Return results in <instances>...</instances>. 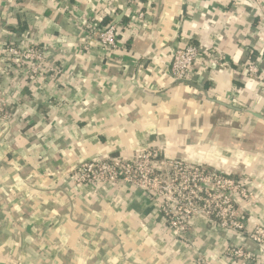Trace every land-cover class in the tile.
Segmentation results:
<instances>
[{
	"label": "crops",
	"instance_id": "crops-1",
	"mask_svg": "<svg viewBox=\"0 0 264 264\" xmlns=\"http://www.w3.org/2000/svg\"><path fill=\"white\" fill-rule=\"evenodd\" d=\"M141 3L144 19L127 30V0H0V45L35 47L46 64L33 77L0 57L12 114L0 124V264H264V246L203 217L174 237L140 189L66 180L96 157L159 148L244 182L254 200L239 213L264 228V121L248 113L264 116V0ZM121 13L110 51L95 32ZM188 44L212 60L195 68L198 88L169 75L171 52ZM231 244L252 260L225 256Z\"/></svg>",
	"mask_w": 264,
	"mask_h": 264
},
{
	"label": "built area",
	"instance_id": "built-area-1",
	"mask_svg": "<svg viewBox=\"0 0 264 264\" xmlns=\"http://www.w3.org/2000/svg\"><path fill=\"white\" fill-rule=\"evenodd\" d=\"M132 16L123 29L132 30L135 23L144 19L141 0H127ZM104 48L114 51L119 48L118 26L109 24L95 32ZM0 57L13 65H26L27 72L36 77L45 67L44 55L35 47L0 45ZM207 51L192 44L171 52L169 75L173 81L190 80L197 65L205 70L210 65ZM249 79H256L260 69L257 60L248 55L243 66ZM9 69L1 70V73ZM50 72H54L49 68ZM59 71V70H56ZM12 114L0 96V124H7ZM66 180L75 186L120 187L140 189L156 202L162 221L174 237L185 238L188 226L194 217L225 231L245 236L252 244L264 246V228L256 225L247 228L249 218L239 213L243 203L250 206L253 194L245 183L222 171H217L182 159L171 158L159 148L136 151L131 157L102 155L81 163ZM225 256L232 261L252 260L246 248L231 244ZM192 264H211L210 260L197 255Z\"/></svg>",
	"mask_w": 264,
	"mask_h": 264
},
{
	"label": "water",
	"instance_id": "water-1",
	"mask_svg": "<svg viewBox=\"0 0 264 264\" xmlns=\"http://www.w3.org/2000/svg\"><path fill=\"white\" fill-rule=\"evenodd\" d=\"M123 15H124V13H121V15H119L118 19L116 21H114L112 24L113 25L119 24L120 20L123 17ZM174 83L177 84V85H188V86H191V87L198 88L197 85L193 81H190V80H176V81H174ZM201 91L203 93H205V91L203 89H201ZM219 104L224 106V107H227L229 109H234L233 107L225 105L223 103H219ZM235 110H237V109H235ZM248 113H250L253 117H255L257 119L264 121V116H262L260 114H257V113H254V112H248Z\"/></svg>",
	"mask_w": 264,
	"mask_h": 264
},
{
	"label": "trees",
	"instance_id": "trees-1",
	"mask_svg": "<svg viewBox=\"0 0 264 264\" xmlns=\"http://www.w3.org/2000/svg\"><path fill=\"white\" fill-rule=\"evenodd\" d=\"M104 22H105V24H107L109 21L106 19Z\"/></svg>",
	"mask_w": 264,
	"mask_h": 264
}]
</instances>
